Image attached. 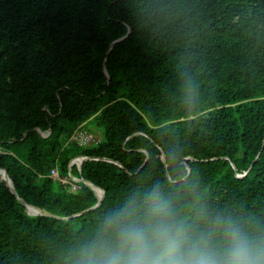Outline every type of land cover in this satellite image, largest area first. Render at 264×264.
Instances as JSON below:
<instances>
[{
    "label": "trees",
    "instance_id": "1",
    "mask_svg": "<svg viewBox=\"0 0 264 264\" xmlns=\"http://www.w3.org/2000/svg\"><path fill=\"white\" fill-rule=\"evenodd\" d=\"M0 168L59 216L0 173V264H70L152 186L264 233V0H0Z\"/></svg>",
    "mask_w": 264,
    "mask_h": 264
},
{
    "label": "clouds",
    "instance_id": "2",
    "mask_svg": "<svg viewBox=\"0 0 264 264\" xmlns=\"http://www.w3.org/2000/svg\"><path fill=\"white\" fill-rule=\"evenodd\" d=\"M70 264H264V233L152 186L106 214Z\"/></svg>",
    "mask_w": 264,
    "mask_h": 264
},
{
    "label": "built area",
    "instance_id": "3",
    "mask_svg": "<svg viewBox=\"0 0 264 264\" xmlns=\"http://www.w3.org/2000/svg\"><path fill=\"white\" fill-rule=\"evenodd\" d=\"M72 139L78 143L79 145H88L91 143H96L95 142V138L93 136V134L87 132L85 129L83 128H78L77 130H75V132L72 135ZM85 156H78L74 159L73 163L75 164V166L79 169L80 168V164L81 161L83 160ZM50 175H56L57 174V169L56 168H51L50 169ZM59 180L61 183L66 184L68 182V184L71 185V188L73 190L77 189L79 187L78 182L82 180L81 177L78 176H74L70 170H68V172L66 174H63L61 176H58ZM69 179H72V181H68Z\"/></svg>",
    "mask_w": 264,
    "mask_h": 264
},
{
    "label": "water",
    "instance_id": "4",
    "mask_svg": "<svg viewBox=\"0 0 264 264\" xmlns=\"http://www.w3.org/2000/svg\"><path fill=\"white\" fill-rule=\"evenodd\" d=\"M104 72H106L105 71V68H104ZM0 173H3L6 176L7 181L9 183V186H10L12 192H14L16 194L15 189H14V185H13L11 179L9 178L6 170L4 168H0ZM81 181L84 182L85 184H87L88 186H90L93 189V191L95 192V194L97 196V202L93 206H91L90 208L96 207L99 204V202L101 201L102 196H103V190H102V188H100L99 186H96L90 180L82 179ZM97 190L100 191L99 192L100 194H97ZM16 196H17V194H16ZM17 198L26 206L27 212L29 214H45V215L59 217L58 215H55V214H53V213H51V212H49V211H47L45 209L37 208L35 206H32V205L28 204L23 198H21L19 196H17ZM30 208H33L34 210L31 211ZM64 218H66V217H64Z\"/></svg>",
    "mask_w": 264,
    "mask_h": 264
},
{
    "label": "rangeland",
    "instance_id": "5",
    "mask_svg": "<svg viewBox=\"0 0 264 264\" xmlns=\"http://www.w3.org/2000/svg\"><path fill=\"white\" fill-rule=\"evenodd\" d=\"M98 114V113H97ZM95 114L93 117H90L89 119H87L85 122L81 123L80 125L82 126L81 128L85 129L87 132L93 134L94 138H95V142H100L101 140H103V128L98 126L94 120V117L97 115ZM70 124H66V126H69ZM72 126V124H71ZM77 126H75L74 129H76ZM63 140H67L66 136L62 137ZM96 144V143H95ZM91 146V145H88ZM86 147V146H85ZM73 162V161H72ZM57 174L58 176L63 175L59 170H57ZM56 175H52L53 179L55 180V182L57 183V180L59 181V178ZM74 176H77V174H75ZM68 181H72V179H69ZM55 183V184H56ZM66 187L68 188L69 184L68 182L65 184Z\"/></svg>",
    "mask_w": 264,
    "mask_h": 264
},
{
    "label": "bare ground",
    "instance_id": "6",
    "mask_svg": "<svg viewBox=\"0 0 264 264\" xmlns=\"http://www.w3.org/2000/svg\"><path fill=\"white\" fill-rule=\"evenodd\" d=\"M96 143H98V142H96ZM91 144H95V143H91ZM91 144H88V145H91ZM88 145H80V146H88ZM83 156V155H82ZM85 158V157H84ZM83 158V159H84ZM83 161V160H82ZM82 161H81V163H82ZM80 166H81V164H80ZM100 191L99 190H97V194H100L99 193ZM30 210L32 211V210H34L33 208H30Z\"/></svg>",
    "mask_w": 264,
    "mask_h": 264
}]
</instances>
